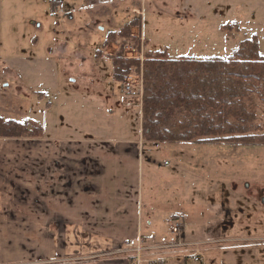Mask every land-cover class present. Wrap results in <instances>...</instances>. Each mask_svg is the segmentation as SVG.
<instances>
[{
    "label": "rangeland",
    "instance_id": "obj_1",
    "mask_svg": "<svg viewBox=\"0 0 264 264\" xmlns=\"http://www.w3.org/2000/svg\"><path fill=\"white\" fill-rule=\"evenodd\" d=\"M180 1L0 0V117L16 118L20 114H16L18 106L26 113L25 119L35 116V122L40 125L44 111L49 108L45 107L46 101H53L57 102L58 110L64 109L66 116L82 118V124L88 121L87 128L94 130L97 127L92 118L100 115L93 114V107L80 101L93 94V90L99 92V95L94 94L96 98L104 96L102 101L99 99L101 106L113 112L103 117L102 131L116 132L120 128L128 137L137 135L139 105L130 95L139 91L140 98L135 100H141V78L134 73L127 75L131 76L129 82L133 92L124 93L123 82L119 86L112 77L110 62L118 45L110 42L103 49L101 45L109 31L140 19L139 32L132 29L139 38L140 52L137 53L131 42L127 43L124 58L141 60L143 50H161L164 46L174 56H225V45L229 41L223 36L220 38L214 26L199 25L197 28L196 25L194 35L197 38L181 40L178 47L167 42V39L180 37L177 34L183 22L192 21V18L177 15L184 9ZM204 1L197 2L207 5ZM186 28L192 29L191 26ZM219 30L222 33L236 31L234 26ZM143 38L148 39L147 44ZM260 47L263 51L264 43ZM36 92L45 93V97L38 99ZM105 95H114V99L107 102ZM256 112L257 123L261 125L262 109L258 106ZM34 139H16L27 142L11 143L0 138V209L23 208L17 196H28V193L13 188L12 181L18 183L13 173L18 171L12 169L11 164L32 158ZM184 145L180 150L181 162L188 165V160L192 159L196 167L193 169L195 178L188 183L190 189L195 188L182 202L190 214L188 221L183 223V231L185 237L205 243L200 244L198 255H188L175 264H264V145L195 143L194 148ZM191 172L185 170L183 177L188 179ZM176 218L183 221L180 216ZM5 228L11 230L12 226L5 224ZM0 243L10 251L30 254L15 262L37 259L31 256L36 243L32 235L8 233Z\"/></svg>",
    "mask_w": 264,
    "mask_h": 264
},
{
    "label": "crops",
    "instance_id": "obj_2",
    "mask_svg": "<svg viewBox=\"0 0 264 264\" xmlns=\"http://www.w3.org/2000/svg\"><path fill=\"white\" fill-rule=\"evenodd\" d=\"M197 1H180L184 9L175 14L192 18V21L183 22L177 34L180 37L167 39V42L178 47L181 40L197 38L194 35L196 25L197 28L199 25L214 26L220 38L223 36L229 41L225 45V56H174L164 46L161 50L168 58H224L231 54L238 42L251 35L257 36L259 52L264 54L260 47L264 43V0H205L207 5ZM212 10L214 14H211ZM231 24L237 25L238 30L225 33L219 30L220 26ZM143 39L147 44L148 39ZM161 50L145 49L143 52ZM118 90L123 94L121 89ZM138 92L130 95L139 105L137 135L131 137L120 128L116 132L102 131L103 117L111 116L113 112L101 106L99 99L102 101L104 96L96 98L97 91L92 90L93 94L80 100L93 107V114L100 115L92 118L98 128L94 130L87 128L88 121L84 125V119L70 118L64 109L58 110L57 102H50L43 113V122L39 120L43 137L31 142L35 154L25 161L21 159L11 164V168L18 171L13 173L18 178L17 184L12 181L13 188L28 193V196H17L23 208L7 206L0 209V239L8 233L32 235L36 243L31 256L37 259L15 262L19 260L17 258L25 259L30 254L10 251L6 246L2 248L0 243V264H136L132 255L116 252L119 244L135 238L184 244L147 251L139 264H175L188 255L192 257L200 253L199 246L205 242L185 237L183 224L179 235L167 229L176 217L180 216L184 223L190 215L182 202L184 196L195 188L190 189L188 183L195 178L196 162L190 159L185 165L181 162L180 150L184 144L194 148L195 143L160 144L144 140L141 137L140 101L136 102L140 98ZM105 97L107 102L114 99V95ZM6 100L8 103V97ZM17 107L19 112L16 114H20L10 119L21 121L27 115L22 107ZM32 118L36 121L35 116ZM1 139L11 143L27 142ZM185 170L192 171L191 178L183 177ZM5 224H10L12 229L7 230ZM96 249L99 252L96 253Z\"/></svg>",
    "mask_w": 264,
    "mask_h": 264
},
{
    "label": "trees",
    "instance_id": "obj_3",
    "mask_svg": "<svg viewBox=\"0 0 264 264\" xmlns=\"http://www.w3.org/2000/svg\"><path fill=\"white\" fill-rule=\"evenodd\" d=\"M140 19L109 31L101 45L116 43L111 57L112 77L121 86L130 73L141 78V137L150 142L174 144L264 145V119L257 123V108L264 115V54L256 35L241 40L226 57H179L170 59L164 50L144 51L142 59L124 58L132 43L137 53ZM235 24L222 25L221 30ZM98 53V51H97ZM96 53V54H97ZM43 99L45 93H34ZM46 101L45 107H49ZM263 131V132H262ZM34 120L0 117V138H42Z\"/></svg>",
    "mask_w": 264,
    "mask_h": 264
},
{
    "label": "built area",
    "instance_id": "obj_4",
    "mask_svg": "<svg viewBox=\"0 0 264 264\" xmlns=\"http://www.w3.org/2000/svg\"><path fill=\"white\" fill-rule=\"evenodd\" d=\"M52 14L55 15L56 12L52 11ZM131 76H128L123 81V90L126 94H131L133 91V85L129 82ZM182 221L179 218H176L172 221V224L170 225V231L173 234L179 235L182 232ZM184 245L182 243H175V244H169V243H158V242H148L144 241L142 238H135L128 240L124 243L123 246H119L116 250L117 253L122 254H131L133 259L135 260L136 264H139L142 261V256L147 251L152 250H163L168 249L172 247H177Z\"/></svg>",
    "mask_w": 264,
    "mask_h": 264
}]
</instances>
